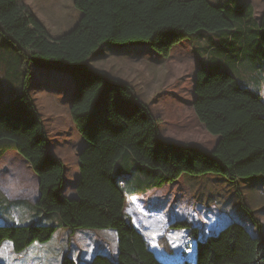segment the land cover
Returning <instances> with one entry per match:
<instances>
[{
    "label": "trees",
    "instance_id": "trees-1",
    "mask_svg": "<svg viewBox=\"0 0 264 264\" xmlns=\"http://www.w3.org/2000/svg\"><path fill=\"white\" fill-rule=\"evenodd\" d=\"M73 4L80 12L77 23L53 38L23 0H0V34L16 46L23 73L21 93L0 105V141L9 140L5 151L14 150L37 176V209L56 215L71 236L78 229L115 231L116 258L97 254L84 264H164L135 226V217L126 212L128 192L113 174L117 162L132 158L150 175L146 187L130 196L175 184L186 174H218L236 185L239 204L257 226V235L230 220L227 213L217 217L220 223L211 228L200 229L190 219L177 217L168 229H186L196 239L195 264H264V232L238 186L241 180L264 177L260 93L240 84L223 66H198L192 106L199 122L218 136L215 146L205 149L163 137L159 120L129 83L90 65L92 55L109 42L146 43L167 58L175 46L198 31L224 33L223 48L239 37L242 57L249 50V35L264 34V14L258 22L247 3L217 6L209 0H74ZM258 53L264 57V38ZM33 64L64 70L76 85L70 116L85 144L78 156L80 177L74 197L65 193V164L54 153L29 92ZM252 67L264 78V66ZM57 227L0 225V246L8 240L15 252H21L35 242L51 240ZM60 264L79 263L65 252Z\"/></svg>",
    "mask_w": 264,
    "mask_h": 264
},
{
    "label": "rangeland",
    "instance_id": "rangeland-1",
    "mask_svg": "<svg viewBox=\"0 0 264 264\" xmlns=\"http://www.w3.org/2000/svg\"><path fill=\"white\" fill-rule=\"evenodd\" d=\"M209 1L217 6L229 4L239 6L241 2L247 3L252 8L253 18L258 22L264 14V0ZM23 2L53 38L68 32L80 16V12L74 7V0H23ZM248 11H250L249 8ZM249 21H251L250 18ZM253 30L257 29L253 27ZM224 36L225 34L220 31H198L190 39L175 46L167 58L155 52L146 43L109 42L103 44L92 55L90 65L113 78L129 83L159 120L158 128L163 137L176 143H195L205 149H212L217 137L210 134L199 122L192 106L195 73L198 66L209 64L212 69L223 66L226 72L236 75L239 79L246 78L250 81L254 79L256 73L249 74L247 71L242 77L241 72L253 68L254 64L264 66V57L258 53L264 34L249 35L247 41L249 50L244 47L246 50L242 57L239 55L244 49H242V42L238 41L239 37H236L234 43L224 50L211 52L213 47L211 44L222 43ZM31 75L29 92L43 119L52 149L65 164V193L69 197H74L75 186L80 177L78 153L85 144V140L70 116V105L76 85L66 71L58 68H45L33 64ZM22 77L16 46L0 34V105L21 93ZM256 90L261 92L264 98V82L256 84ZM9 145L10 141L7 139L0 141V159L4 160L0 166V183L15 186L16 183L13 181H18L24 173L22 166L13 161L14 155L11 152L15 151H5ZM5 152L10 154L4 155ZM6 169L9 170L8 177L4 174ZM113 174L121 182L124 190L130 194L142 191L151 180L147 171L128 157L121 158L117 162ZM185 177L162 191L154 189L155 191L135 199L126 196V212L140 223V229L146 227V223H149L150 229L151 227L152 229L161 228L160 232H156L162 237L160 244H156L155 238L151 239V236L147 234L149 248L160 261L164 264H179L176 263V260L181 258L178 256L179 252H185L187 259L194 258L192 253L194 239L189 233L182 236L188 230L168 229V224L159 227L164 225L165 219L168 218L172 221L178 219L177 217L183 218L190 214L193 217L191 221L200 227L197 222L202 221V215H204L206 218L201 227L206 229L211 225L217 226L220 223L217 217L223 216L222 213L228 214L238 209L239 214L246 217L249 232L254 236L257 235V226L239 204L234 183L218 174L200 176L186 174ZM256 179L264 181V177H256ZM249 181L253 180H241L239 186H246ZM240 192L242 193L243 189H240ZM255 193V196H251V193L249 195L250 201L255 203L254 207L246 205L260 224L264 225L262 217L264 214L260 212L264 209L263 195L257 191ZM185 205H187L186 215L181 214L185 213L182 212L181 207ZM260 205H262L261 209L258 212L255 211ZM162 213L164 217L161 216ZM153 214H157L158 220H151L150 215ZM46 215L50 224L58 226L54 216ZM138 216L142 221L137 218ZM41 218L39 220H42ZM38 222L40 221H36ZM84 232L91 235L88 236ZM49 241L47 245H50L55 253L57 250L58 264L62 258L61 244L67 248L66 252L79 262H86L97 254L110 258L117 256V238L113 229H78L71 236L67 228L57 227L54 237ZM6 242L10 243L8 240ZM37 244L41 245L38 242ZM0 255H6L5 244L0 248Z\"/></svg>",
    "mask_w": 264,
    "mask_h": 264
},
{
    "label": "crops",
    "instance_id": "crops-1",
    "mask_svg": "<svg viewBox=\"0 0 264 264\" xmlns=\"http://www.w3.org/2000/svg\"><path fill=\"white\" fill-rule=\"evenodd\" d=\"M217 45L211 44V46H213V47L216 46L215 50H213L214 49L213 47L211 48V52L212 51H219V50L222 51L223 49H225L227 47V44H226L225 48L221 47V46H223V42L220 44L217 43ZM247 69H249V68H247ZM247 71L249 74H251L252 72L256 73L254 76V79L252 81H250L246 78L239 79L236 75L235 76L237 77L240 84H242L245 87H248L251 90H254V91L260 93V95L264 101V98H263L261 92L256 90V84H258L260 82H264V78H263L262 74L257 69H255V70L249 69V70L242 71L240 75L242 77H244L245 73ZM215 137H217V139H218V136H215ZM8 151H10V150H8ZM11 153H13V155H14L13 161L22 166L24 176H23V180L21 181V183H19L18 185L14 184L16 187L9 185V184H6V183H3V182L0 183V225H4V224L26 225V224L36 223V221H40V222H38L40 224H50L48 222L50 220L48 218H46L47 215L45 213H43L42 211H40L39 209H37V207L35 206V201L38 199V196H39V190H38L39 180H38L37 176L34 174L32 168H31V165L29 163H27L16 152H11ZM7 154H10V152H5L4 155H7ZM13 161H11V162L13 163ZM2 163H4V160L0 159V166L2 165ZM4 174L6 177H8L9 170L6 169ZM185 176L186 175H184L182 178H186ZM252 180L253 181H249L246 186H239V183H240V181H239L238 186L240 187V189H243L242 195L245 199L246 204L250 205L253 208L255 203L250 201L249 195L251 193V196H255L256 195L255 191H257L259 194L263 195L262 200H264V181H263V179L257 180L256 178H253ZM175 184L165 185L163 188H161L159 190L162 191L163 189L169 188ZM153 191H155V190H151V191H148V192H145V193H142L139 195H134V196H130V194L126 193L125 198H126V196H129L130 198L135 199V197L137 198L140 195H144L146 193H150ZM153 202H154V200H153ZM262 205L258 206V208L255 207L256 208L255 211L258 212L261 209L260 207ZM186 206L187 205L181 206L183 208L182 212H185V213H181V214L186 215V210H187ZM152 208H153V210H155L154 207H152ZM234 211H236V212L228 213V218L230 220L241 223L242 225H244L248 229L245 215L239 214L240 211L238 209L237 210L234 209ZM260 212H262L264 214V209H262ZM163 214L164 213L161 214L162 217H164ZM48 216H50V215H48ZM150 216H152L151 217L152 221H155L157 219L156 217H158L157 214L156 215L153 214ZM147 217H148V214H147ZM262 217L264 218V216H262ZM40 218L42 220H39ZM54 218L57 220L58 227H60V228L63 227L60 224V221L58 220L56 215H54ZM178 218H180V217H178ZM183 218H188L190 220H193V217H191L190 214L186 215V217H183ZM205 218L206 217L204 215H202V221L198 220V222H197L200 225V229L202 228L201 224L204 223ZM145 222H147V221H145ZM165 222L166 223L164 225H159V227H164L166 224H169L171 222V219H169V218L165 219ZM146 224H147L146 227H144L143 229H140L141 228L140 224L135 221V226L145 236L147 241H149V239H147V234H148L149 236H151V239L155 238L156 244H160L161 241L159 242V238H161V235H158L156 232H160L161 228L152 229V227H151V229H150L149 223H146ZM261 225H262V230L264 232V225L262 223H261ZM211 227H212V225L207 227V228H211ZM202 229H205V228H202ZM175 230H177V229H175ZM178 231H181V230H178ZM256 232H257V230H256ZM84 233H86L88 236L91 235L87 232H84ZM187 233H188V231L184 232V234H182V236H186ZM86 234H84V235H86ZM53 237H54V235H53ZM68 239H70V238L68 237ZM193 241H194V248H193V252H192L193 257H194L193 260L187 259L185 254H184L185 252L184 253L179 252L178 256H180L181 258L176 260V263L187 264V262H191V264H195L196 239H194ZM48 242H50V241H48ZM48 242H46L44 244L40 243L41 245H38L37 242H35V243L31 244L25 250H23L21 252H15L13 250L12 243L11 242L7 243L6 241H4L2 243V245L0 246V248H2V246L5 244L6 255H0V261L3 262L4 264H58L59 262H57V255H58L57 250L55 253L54 250L51 248V246L47 245ZM61 247H62V249H61L62 254H64L67 251L66 250L67 248L65 246H63V244H61ZM62 254H61V256H62ZM52 257H54V258L52 259ZM93 257L94 256H92L86 262H89ZM71 258L79 264L86 263V262H79V260L73 258L72 256H71Z\"/></svg>",
    "mask_w": 264,
    "mask_h": 264
},
{
    "label": "water",
    "instance_id": "water-1",
    "mask_svg": "<svg viewBox=\"0 0 264 264\" xmlns=\"http://www.w3.org/2000/svg\"><path fill=\"white\" fill-rule=\"evenodd\" d=\"M197 71V70H196ZM195 98V97H194ZM194 98H193V102H194ZM80 152V151H79ZM80 153H78V156H79ZM80 165V164H79Z\"/></svg>",
    "mask_w": 264,
    "mask_h": 264
},
{
    "label": "snow or ice",
    "instance_id": "snow-or-ice-1",
    "mask_svg": "<svg viewBox=\"0 0 264 264\" xmlns=\"http://www.w3.org/2000/svg\"><path fill=\"white\" fill-rule=\"evenodd\" d=\"M175 246V245H174Z\"/></svg>",
    "mask_w": 264,
    "mask_h": 264
}]
</instances>
